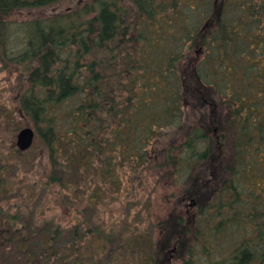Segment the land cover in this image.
<instances>
[{"label":"trees","instance_id":"trees-1","mask_svg":"<svg viewBox=\"0 0 264 264\" xmlns=\"http://www.w3.org/2000/svg\"><path fill=\"white\" fill-rule=\"evenodd\" d=\"M0 71L67 209L74 177L179 189L95 239L0 208V264H264V0H0Z\"/></svg>","mask_w":264,"mask_h":264},{"label":"rangeland","instance_id":"rangeland-1","mask_svg":"<svg viewBox=\"0 0 264 264\" xmlns=\"http://www.w3.org/2000/svg\"><path fill=\"white\" fill-rule=\"evenodd\" d=\"M64 8L67 6H63ZM28 18L27 15H21L12 22L20 23ZM10 29L11 48L16 51L20 47V40L26 28L22 30V27L13 24ZM19 95L16 74L10 75L0 71V208L5 214L15 215L19 223L32 219L38 230L45 225L60 226L65 232L62 237L68 240L70 238L66 231H70L74 226L80 231L89 228L91 236L95 239L102 238L109 231L121 233L122 225L136 219L135 213L139 204L142 205L147 198H150V201L152 197L155 201L158 199L154 208L157 218L164 216L167 210L174 206L179 189L173 185L172 180H164L154 188L153 176H146L139 181L120 170L115 174L120 181L119 190L107 183L100 184L97 178L91 182V188L85 190V186H80V180L74 177L71 183L73 190L70 188L69 192L75 201L84 199L82 204L84 207L67 209L58 200L61 193L57 187L44 186L45 178L52 171V166L48 163L47 154L41 143L35 139L31 148L23 153L16 148L18 132L25 128L33 131L30 123L26 122L17 110ZM17 127L19 129L15 130ZM258 181L259 186L264 189V176ZM105 190L106 194L103 193ZM91 191L94 198L88 202L86 196ZM162 197H170V200L163 204L160 202ZM190 204L191 201L186 203L187 206ZM146 226L142 224L141 228Z\"/></svg>","mask_w":264,"mask_h":264},{"label":"water","instance_id":"water-1","mask_svg":"<svg viewBox=\"0 0 264 264\" xmlns=\"http://www.w3.org/2000/svg\"><path fill=\"white\" fill-rule=\"evenodd\" d=\"M33 141L34 132L29 128L22 129L16 136V148L21 153L26 152L31 148ZM191 202L192 204L194 203L193 201Z\"/></svg>","mask_w":264,"mask_h":264}]
</instances>
